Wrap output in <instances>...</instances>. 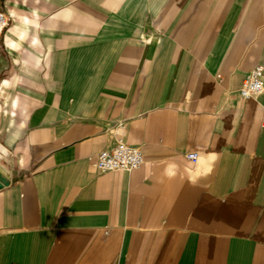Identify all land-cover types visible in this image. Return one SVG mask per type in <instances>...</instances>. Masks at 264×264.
<instances>
[{"label": "crops", "instance_id": "obj_1", "mask_svg": "<svg viewBox=\"0 0 264 264\" xmlns=\"http://www.w3.org/2000/svg\"><path fill=\"white\" fill-rule=\"evenodd\" d=\"M1 7L0 264H264V0Z\"/></svg>", "mask_w": 264, "mask_h": 264}, {"label": "built area", "instance_id": "obj_2", "mask_svg": "<svg viewBox=\"0 0 264 264\" xmlns=\"http://www.w3.org/2000/svg\"><path fill=\"white\" fill-rule=\"evenodd\" d=\"M9 23V15L2 9L0 0V38ZM264 92L263 67L254 66L243 79L238 95L243 101L255 98ZM264 128V115L262 119ZM185 157L195 162L197 154L189 152ZM144 163V155L140 148L129 145L126 141L125 127L122 123L115 128V144L111 149L98 152L93 158V165L101 172H131Z\"/></svg>", "mask_w": 264, "mask_h": 264}, {"label": "water", "instance_id": "obj_3", "mask_svg": "<svg viewBox=\"0 0 264 264\" xmlns=\"http://www.w3.org/2000/svg\"><path fill=\"white\" fill-rule=\"evenodd\" d=\"M5 167L3 166V164L0 162V172H5Z\"/></svg>", "mask_w": 264, "mask_h": 264}]
</instances>
